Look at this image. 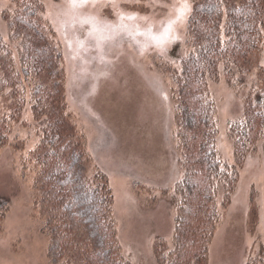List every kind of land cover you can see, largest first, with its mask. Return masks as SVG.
I'll list each match as a JSON object with an SVG mask.
<instances>
[{"label":"rangeland","instance_id":"374dc122","mask_svg":"<svg viewBox=\"0 0 264 264\" xmlns=\"http://www.w3.org/2000/svg\"><path fill=\"white\" fill-rule=\"evenodd\" d=\"M40 1L43 21L61 53L66 111L74 133L82 137L86 172H103L112 191L120 250L131 264H165L157 262L153 247L173 238L171 194L182 174L172 70L184 53L188 15L201 0ZM13 6L12 0H0L5 40L6 13ZM209 90L216 103V147L221 160L233 164L228 123L241 115L250 91L264 90V35L247 67L230 81L220 74ZM12 101L0 94V120L10 118L0 145V197L8 200L0 219V264H49V238L32 190L31 152L39 129L28 102L14 118ZM237 170L204 264H264L260 143Z\"/></svg>","mask_w":264,"mask_h":264},{"label":"trees","instance_id":"16d2710c","mask_svg":"<svg viewBox=\"0 0 264 264\" xmlns=\"http://www.w3.org/2000/svg\"><path fill=\"white\" fill-rule=\"evenodd\" d=\"M12 2L6 13L8 39L0 33V94L15 103L14 118L27 101L39 129L31 152L32 190L41 229L49 238V264H131L120 250L108 179L100 171L86 172L82 137L69 122L61 53L43 21V4ZM187 21L184 53L172 70L182 173L171 194L174 234L171 242L153 247L157 262L165 264L205 263L237 169L258 143L264 149V90L250 91L241 115L228 123L233 164L223 162L216 147V103L209 90V82L220 74L230 81L235 71L247 67L262 46L264 0H201ZM9 122L8 117L0 120V145ZM7 207L8 200L0 197V219Z\"/></svg>","mask_w":264,"mask_h":264},{"label":"snow or ice","instance_id":"6c2138e0","mask_svg":"<svg viewBox=\"0 0 264 264\" xmlns=\"http://www.w3.org/2000/svg\"><path fill=\"white\" fill-rule=\"evenodd\" d=\"M81 2H86V0H81Z\"/></svg>","mask_w":264,"mask_h":264}]
</instances>
